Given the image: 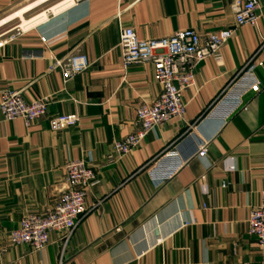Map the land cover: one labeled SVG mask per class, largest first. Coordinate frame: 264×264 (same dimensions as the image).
Instances as JSON below:
<instances>
[{
    "label": "crops",
    "instance_id": "1",
    "mask_svg": "<svg viewBox=\"0 0 264 264\" xmlns=\"http://www.w3.org/2000/svg\"><path fill=\"white\" fill-rule=\"evenodd\" d=\"M28 1L0 0V21ZM235 1L81 0L15 34L8 26L2 33L10 22L0 27V38L15 35L0 48V100L5 90L26 102L49 99L47 113L30 124L0 116V264H264V249L248 233L250 211L264 191V0L258 23L241 27ZM121 27L143 40L234 30L221 60L196 67L195 84L183 95L184 116L156 126L124 156L113 143L135 131L137 106L151 104L161 87L150 62L124 68ZM75 53L90 66L65 83L51 67ZM250 59L261 90L243 94L248 109L210 117ZM62 114H78L81 122L52 131L49 119ZM203 144L206 155L199 157ZM167 152L176 155L161 160L167 165L187 162L160 182L152 171ZM77 159L96 178L86 196L89 211L69 239L53 231L41 251L12 245L9 234L26 216L59 202L66 164Z\"/></svg>",
    "mask_w": 264,
    "mask_h": 264
},
{
    "label": "built area",
    "instance_id": "2",
    "mask_svg": "<svg viewBox=\"0 0 264 264\" xmlns=\"http://www.w3.org/2000/svg\"><path fill=\"white\" fill-rule=\"evenodd\" d=\"M261 2L262 0H236L235 26L256 25ZM233 33L234 30L225 29L202 37L195 30L189 29L177 31L164 38L143 40L137 36L133 28H120L119 47L124 68L131 64L150 62L161 92L151 104L142 103L137 106L135 131L113 143V150L118 156H124L138 148L156 126L184 116L186 106L183 95L195 84L196 67L210 57L221 60L220 50ZM14 36L0 38V48L13 40ZM42 40L46 41L45 38ZM263 48L264 40L260 50ZM251 61L252 59L232 80L231 85L220 94L208 112L210 117L226 119L239 110L248 109L243 103V94L247 91L257 93L261 90L259 81L249 70ZM89 66L90 62L85 54L75 53L63 60H56L51 69L60 70L64 82L67 83L77 74L85 72ZM236 87L240 90H236ZM48 105V98L26 102L20 92L5 90L0 100V116L4 121L23 119L26 124H30L47 113ZM80 122L81 118L78 114H62L51 117L49 126L52 131H61L77 126ZM174 155L167 152L155 160L156 167L152 171L155 179L160 182L170 179L183 163L187 162L184 160L170 166L161 161L163 158H173L176 156ZM197 155L199 157L206 155V144L201 146ZM65 169V188L59 202L42 214L26 216L20 227L9 234V242L12 245L24 244L35 251H41L49 244L50 233L53 231L62 232L68 240L87 214L89 210L86 196L96 178L95 171L83 159L68 161ZM225 185L223 183V187ZM248 233L256 238L257 246L264 249V191L261 193L259 206L250 211Z\"/></svg>",
    "mask_w": 264,
    "mask_h": 264
},
{
    "label": "bare ground",
    "instance_id": "3",
    "mask_svg": "<svg viewBox=\"0 0 264 264\" xmlns=\"http://www.w3.org/2000/svg\"><path fill=\"white\" fill-rule=\"evenodd\" d=\"M50 0H36L34 2H31L27 4L26 6L18 9L13 14L9 15L8 17L4 18L0 21V27L15 20L19 19L21 21L20 27L24 30L35 26L36 24H39L40 22L44 21L47 18L48 12L58 13L61 10H64L65 8H68L69 6L73 5L76 0H63L62 2L52 6L48 11L41 12L40 14L30 18L26 19L25 15L36 9L37 7L41 6L42 4L48 2Z\"/></svg>",
    "mask_w": 264,
    "mask_h": 264
},
{
    "label": "rangeland",
    "instance_id": "4",
    "mask_svg": "<svg viewBox=\"0 0 264 264\" xmlns=\"http://www.w3.org/2000/svg\"><path fill=\"white\" fill-rule=\"evenodd\" d=\"M34 1H36V0H29L27 3H31V2H34ZM56 1H59V0H52V1H50V2H48V3H46V4H43V5H41V6H39V7H37L36 9H34L33 11H31L30 13H28V14H26L25 15V18L26 19H30V18H32V17H34V16H36V15H38V14H40L41 12H45L46 10H48V8L52 5V6H54V5H56V4H58V3H60L61 1H63V0H60L59 2H57L56 3ZM54 3H56V4H54ZM54 4V5H53ZM27 5V4H26ZM25 6V5H24ZM51 6V7H52ZM50 7V8H51ZM49 8V9H50ZM20 9V8H19ZM17 11V10H16ZM15 11V12H16ZM14 13V12H13ZM12 13V14H13ZM11 15V14H10ZM9 16V15H8ZM7 16V17H8ZM47 17H48V14H47ZM20 24H21V21L19 20V19H15V20H13V21H11L8 25H6V26H4L3 28H1V29H5V30H3L2 31V33L4 32L5 33V31H7L6 30V27H7V29H9V30H13V34H15V33H17L18 32V30H22V28H19V29H16V28H18V27H20ZM12 34H9V35H4L2 38L4 39V38H8V37H10Z\"/></svg>",
    "mask_w": 264,
    "mask_h": 264
}]
</instances>
